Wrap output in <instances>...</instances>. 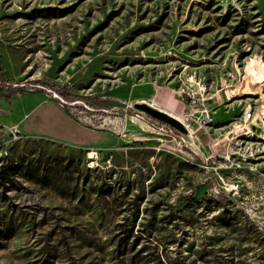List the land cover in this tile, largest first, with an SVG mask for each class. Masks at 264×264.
<instances>
[{"label": "rangeland", "instance_id": "1", "mask_svg": "<svg viewBox=\"0 0 264 264\" xmlns=\"http://www.w3.org/2000/svg\"><path fill=\"white\" fill-rule=\"evenodd\" d=\"M186 94L199 151L134 108ZM245 109L254 170L202 163ZM3 167L0 264H264V0H0Z\"/></svg>", "mask_w": 264, "mask_h": 264}, {"label": "built area", "instance_id": "2", "mask_svg": "<svg viewBox=\"0 0 264 264\" xmlns=\"http://www.w3.org/2000/svg\"><path fill=\"white\" fill-rule=\"evenodd\" d=\"M189 97V95L186 94ZM184 101L185 113L179 117V121L187 131L186 135L167 127L164 130L166 136L176 140L184 147H194L199 151L201 142L198 130H205L213 121L211 117V108L208 104L202 101H195L191 97L182 99ZM196 108V112L191 113V110ZM177 119V118H176ZM255 115L250 109H245L235 122L230 124V128L224 134L223 151L220 155L211 152L207 157H203L202 163L208 160L218 158L223 167L229 170H237L245 168L248 171H253L251 162L256 160L259 154V149L250 139L257 138L255 133ZM16 133V132H15ZM14 136H16L14 134ZM202 158V155H201Z\"/></svg>", "mask_w": 264, "mask_h": 264}, {"label": "water", "instance_id": "3", "mask_svg": "<svg viewBox=\"0 0 264 264\" xmlns=\"http://www.w3.org/2000/svg\"><path fill=\"white\" fill-rule=\"evenodd\" d=\"M134 108L139 112L147 115L151 119L162 123L163 125L179 132L182 135H186L187 131L185 130L182 123L176 119L175 117L171 116L165 111L157 109L149 104L146 103H136Z\"/></svg>", "mask_w": 264, "mask_h": 264}, {"label": "trees", "instance_id": "4", "mask_svg": "<svg viewBox=\"0 0 264 264\" xmlns=\"http://www.w3.org/2000/svg\"><path fill=\"white\" fill-rule=\"evenodd\" d=\"M10 169L8 167L1 168L0 180L2 184L8 179Z\"/></svg>", "mask_w": 264, "mask_h": 264}, {"label": "crops", "instance_id": "5", "mask_svg": "<svg viewBox=\"0 0 264 264\" xmlns=\"http://www.w3.org/2000/svg\"><path fill=\"white\" fill-rule=\"evenodd\" d=\"M198 133H199V137L202 136V137L200 138V140H201V139H204L203 136H204V135H207V128H205V130H198Z\"/></svg>", "mask_w": 264, "mask_h": 264}]
</instances>
